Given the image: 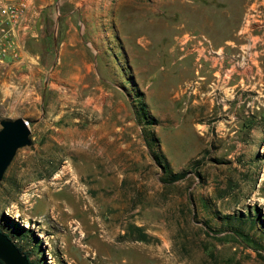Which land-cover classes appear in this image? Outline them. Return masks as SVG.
Returning a JSON list of instances; mask_svg holds the SVG:
<instances>
[{"label": "rangeland", "instance_id": "374dc122", "mask_svg": "<svg viewBox=\"0 0 264 264\" xmlns=\"http://www.w3.org/2000/svg\"><path fill=\"white\" fill-rule=\"evenodd\" d=\"M74 6L44 3L38 40L0 64V120L32 131L0 229L34 264H264L231 234L264 245V80L235 77L264 58V0H111L92 30ZM156 154L185 176L164 183Z\"/></svg>", "mask_w": 264, "mask_h": 264}, {"label": "water", "instance_id": "95a60500", "mask_svg": "<svg viewBox=\"0 0 264 264\" xmlns=\"http://www.w3.org/2000/svg\"><path fill=\"white\" fill-rule=\"evenodd\" d=\"M29 120L22 117L0 120V184L19 149L32 144ZM0 261L4 264H31L16 242L0 229Z\"/></svg>", "mask_w": 264, "mask_h": 264}, {"label": "crops", "instance_id": "0c3cea01", "mask_svg": "<svg viewBox=\"0 0 264 264\" xmlns=\"http://www.w3.org/2000/svg\"><path fill=\"white\" fill-rule=\"evenodd\" d=\"M70 1L73 2L75 6L72 7L67 13L69 17V21H72V18H74L73 20H75L76 15H78L79 21H80L79 23H81V21L83 20L85 22V28L87 27V29L89 30H92L95 27V26L93 27V21H94L93 16L108 15L110 11L109 6H110L111 0H70ZM101 1H102V4H100ZM47 2L48 0H35L32 13L34 16L37 17V27L35 29V32H33V34L22 35L20 37L22 49L26 48V46L31 44L33 41L38 40L40 29H42L44 25V20H42L41 18L42 17L41 14L43 11L42 8H43V4ZM59 14L62 15L61 11H59ZM67 23H69L68 20H67ZM96 23L99 24L100 20L96 21ZM101 23H105V21L102 19ZM70 25L71 26L68 32H70V30L72 31L73 29L71 23ZM74 39L75 38L72 35L67 37L66 40H69L70 42L67 45L72 44ZM248 65L249 66L247 67L245 66L243 67L237 64L236 71H235V74H236L235 77L237 80L236 86H239V85L242 86V85H245V83H247L246 84L247 87L249 86L252 87L251 79L254 78V74H257V72L262 75L263 80H264V58L261 61L255 60L252 64H248ZM254 70H256V73H254ZM241 73H244V74L242 75Z\"/></svg>", "mask_w": 264, "mask_h": 264}, {"label": "built area", "instance_id": "2783aa9c", "mask_svg": "<svg viewBox=\"0 0 264 264\" xmlns=\"http://www.w3.org/2000/svg\"><path fill=\"white\" fill-rule=\"evenodd\" d=\"M34 4L35 0H0V64L20 59V37L37 27Z\"/></svg>", "mask_w": 264, "mask_h": 264}, {"label": "trees", "instance_id": "16d2710c", "mask_svg": "<svg viewBox=\"0 0 264 264\" xmlns=\"http://www.w3.org/2000/svg\"><path fill=\"white\" fill-rule=\"evenodd\" d=\"M144 115L146 116V113H144ZM151 121V120H149ZM151 123V122H150ZM146 142H147V145L149 147H153V143L151 141H148V139H146ZM155 159L157 160V163L159 164V166L161 167V169L163 170L164 172V175L162 177V181L164 183H168V182H174V181H177V180H180L182 179L184 176H185V172H177V173H173L170 169V166L168 163L164 162L162 160V157L158 154L155 155ZM226 218H230L229 216H227ZM258 218H259V215L257 214L256 218L253 220L251 219V227L252 226H255L257 224V221H258ZM234 227V226H233ZM22 230H25V228H21ZM135 229L138 230V234L137 236L134 237V239L136 240H139V241H149V238H148V235L147 233H145L140 227L136 226ZM234 230L231 231V234L232 235H235L236 237H239L240 240L244 243H247L248 245H250L251 247H253L254 249L256 250H259V249H264V245L256 240L250 233L246 232L242 227L241 225H236L234 228ZM5 232V231H4ZM7 233V232H5ZM9 236L10 234L7 233ZM11 237V236H10ZM12 238V237H11ZM16 242V241H15ZM17 244V242H16ZM19 246V245H18ZM20 250L24 252V254H26L29 259H30V256H29V253L24 251V249L22 247H20ZM31 261V259H30ZM0 264H4L3 262L0 261ZM31 264H34L33 261H31Z\"/></svg>", "mask_w": 264, "mask_h": 264}]
</instances>
